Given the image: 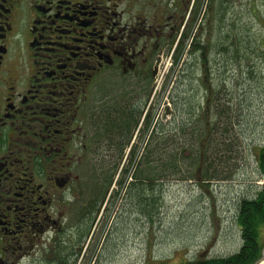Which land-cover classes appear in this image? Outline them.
<instances>
[{"label": "flooded vegetation", "instance_id": "obj_1", "mask_svg": "<svg viewBox=\"0 0 264 264\" xmlns=\"http://www.w3.org/2000/svg\"><path fill=\"white\" fill-rule=\"evenodd\" d=\"M154 7L0 0V264H75L111 205L104 171L153 132L169 102L154 80L200 0Z\"/></svg>", "mask_w": 264, "mask_h": 264}, {"label": "rangeland", "instance_id": "obj_2", "mask_svg": "<svg viewBox=\"0 0 264 264\" xmlns=\"http://www.w3.org/2000/svg\"><path fill=\"white\" fill-rule=\"evenodd\" d=\"M173 1L177 0H154V8L172 10ZM178 1L188 6L193 0ZM221 3L226 13V24L223 25L225 29L234 35L248 33L246 37L252 39V45L258 51L255 59L244 58V65L248 67L249 63L257 62L255 77L239 74L235 79H239V82L244 78L252 79H245L241 84L233 82L231 66L227 82L229 88L226 89L227 85L222 84L226 74L222 72L228 71L223 63L225 57H221L219 62L215 53H209V58L203 60L201 57L195 64L191 55L194 53L193 37L197 38L202 33L199 40L204 43L209 40L208 45H211L213 37L220 41L219 29H216L218 20L207 26L206 22L203 23L205 10L200 7L201 16L196 20L197 24L187 26L185 35L190 33L181 38L183 41L180 40V62L178 63V59L177 63L174 61L175 55L170 54V58L164 56L154 80L156 86H164L166 99L170 103L173 89L176 91L173 95L182 91L185 99H191L194 91L199 89L200 103L205 102V105L208 101L206 94L209 92L204 85L217 89L218 94L210 97L212 108H205L209 112L206 117L211 119L215 131L211 156L217 161L211 172L217 179H204L202 168L197 170L194 179L180 177L171 171L152 187L144 184L132 187L134 190L130 194L132 189L129 191L124 183L120 185L122 173L118 178L115 168L107 169L104 171L105 176L114 175L109 187L106 184L105 196L114 194V199L109 207L106 206L105 211L102 209L92 219L85 245L76 257L78 259L75 264H144L146 261L177 264L192 260L200 254L225 257L239 249L242 240L236 222L238 202L244 196L252 195L255 183L260 180L255 153L264 144V0H215L217 10ZM184 13L186 15L187 10ZM235 39H238L237 36ZM172 49L173 47L171 51ZM204 62L209 64L203 66ZM184 68L186 71L182 73ZM189 68L190 79L178 89L180 78L182 80L188 74ZM236 68L239 72L237 66ZM232 89L234 98L230 100L226 94L228 91L233 93ZM236 91H246V96L249 97L245 111L235 107L236 102H239ZM164 102L160 103L156 118L167 121L162 107ZM170 105L171 110L172 103ZM201 108L200 113L203 114L205 109L202 105ZM219 114H224L221 120ZM228 129V132L221 135L223 130ZM177 136L179 135L175 138L180 142L181 138ZM141 141L142 139L139 145L143 146L144 142ZM186 144L185 139L182 144H176L167 142L166 138L164 153ZM134 166L135 162L132 167ZM184 169L183 166L178 172L183 174ZM124 170L125 166L122 172ZM131 173L132 170L127 174L129 181ZM262 262L264 264V259Z\"/></svg>", "mask_w": 264, "mask_h": 264}, {"label": "trees", "instance_id": "obj_3", "mask_svg": "<svg viewBox=\"0 0 264 264\" xmlns=\"http://www.w3.org/2000/svg\"><path fill=\"white\" fill-rule=\"evenodd\" d=\"M222 5L223 4L221 3L219 10H217L215 0H200V7L202 10L203 8L205 10L203 23L206 22L208 26L216 19L218 20L216 29H219L218 33L220 34V41L214 39L213 37L210 42L211 45H208L209 40L205 43L202 40H199L202 35L201 33L197 38H192L194 53L191 55H193V58L195 59V64H197V60L201 57L203 60L209 58V53H215L216 57H219V62H221V57H225L223 63H225L226 67H228V71L222 72L223 74L226 73L225 80L222 84H225V86L227 85L226 89H228L229 86L227 82L230 77L231 66L233 70V74H231V81L233 82L237 81L238 84H241L247 79H252L244 78L241 82H239V79L235 80L239 74L247 75V77H255L256 71L254 68L257 67V62L254 64L249 63L248 67L244 65V58L246 56V60L248 58L255 59V55L258 51L255 47H253L252 39L250 37H246L248 33H243L242 36L234 35L231 34L228 29H225L226 27L223 25L226 24V13L225 8ZM199 13L200 10H197L193 13V16L199 19ZM210 16H213V18H209ZM201 30H203V28H201ZM238 31L237 27L236 34H238ZM189 33L190 32H187L185 36ZM236 36L238 39H235ZM194 39L195 42H193ZM179 52L180 50L178 53ZM178 53L175 56V61L178 58ZM208 64L209 62H204L202 65L204 66ZM236 66L238 67L239 72L242 71L241 73L236 71ZM185 71L186 68L183 69L182 73ZM190 71L191 69L189 68L187 71L188 74L184 75L182 80L180 78V85H178V89L181 88L185 81L190 79L188 77ZM204 86L206 87V91L209 92L206 94V99H208L206 105L205 102L203 104L200 103L201 95L199 93V89L194 91V98L191 97V99H185V97L183 98L182 91L177 93V95H173L174 92H176L175 89H173L174 92L170 97V101L172 103L170 119L167 121L158 120L157 123H155L153 132L150 134L149 138L144 140L145 145H139L136 153L128 155L129 161L127 166H125L124 172H122L123 168L120 171L119 166H116L115 174H118V178L122 173V181L120 182V185L124 183L126 188H129V191L132 187H137L141 184L150 185L152 187V185L157 184L160 179L168 175L166 173L171 171L176 172L180 177L194 179L199 168H202L204 179L210 180L211 178H214L211 171L213 164L217 160L211 156V151L213 141L215 140L213 138L215 131L211 119L206 117L209 112L206 111L205 108H212L209 103L210 97L218 94V91L215 87ZM235 95L239 98V102H236L235 107L245 111L246 104L249 101V97L246 96V91H243L242 93L236 91ZM226 97L233 100L234 90L233 93L228 91ZM201 105L205 109L203 114L200 113L202 110ZM210 112H212V110ZM223 115L224 114L218 115L220 120ZM228 131L229 129L223 130L221 135ZM174 135H179L177 137L181 138L180 142L177 141ZM166 138L167 142L176 144H182L185 139L187 144L185 146L182 145L180 147L173 148L171 152L164 153L163 145H165ZM185 152H188V154ZM255 154L257 159L258 176H260V178L264 181V144L258 147V151ZM121 158L124 159L125 155H121ZM134 162L135 166L132 167ZM183 166L185 169L182 174L179 173L178 170L182 169ZM131 170L133 173L130 174L131 177L129 181L127 174L130 173ZM187 173L189 176H186ZM113 175L106 179L109 185L112 182ZM214 179H217V176ZM133 190L134 189L131 190L130 194ZM236 222L241 233L242 243L235 253L225 257H212L208 255L202 256V254H200L192 260L181 261L177 264H258L261 262L264 259V184L259 186L255 183L254 193L249 196H244L239 200ZM144 264L173 263L167 261H146Z\"/></svg>", "mask_w": 264, "mask_h": 264}, {"label": "bare ground", "instance_id": "obj_4", "mask_svg": "<svg viewBox=\"0 0 264 264\" xmlns=\"http://www.w3.org/2000/svg\"><path fill=\"white\" fill-rule=\"evenodd\" d=\"M260 264H263V262H262V263H260Z\"/></svg>", "mask_w": 264, "mask_h": 264}]
</instances>
